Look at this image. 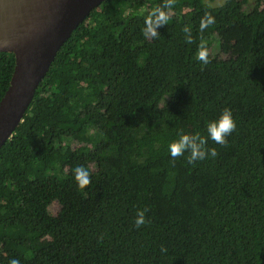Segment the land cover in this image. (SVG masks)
Wrapping results in <instances>:
<instances>
[{"label": "trees", "instance_id": "obj_1", "mask_svg": "<svg viewBox=\"0 0 264 264\" xmlns=\"http://www.w3.org/2000/svg\"><path fill=\"white\" fill-rule=\"evenodd\" d=\"M162 3L103 0L57 51L0 147V264H264V0H176L146 38ZM13 65L0 52V99ZM225 109L221 146L207 125ZM181 132L218 155L173 160Z\"/></svg>", "mask_w": 264, "mask_h": 264}, {"label": "water", "instance_id": "obj_2", "mask_svg": "<svg viewBox=\"0 0 264 264\" xmlns=\"http://www.w3.org/2000/svg\"><path fill=\"white\" fill-rule=\"evenodd\" d=\"M103 0H0V52L14 65L0 99V147L22 121L61 45Z\"/></svg>", "mask_w": 264, "mask_h": 264}, {"label": "clouds", "instance_id": "obj_3", "mask_svg": "<svg viewBox=\"0 0 264 264\" xmlns=\"http://www.w3.org/2000/svg\"><path fill=\"white\" fill-rule=\"evenodd\" d=\"M176 0H163L161 7L154 10L150 16L145 20V27L142 32L146 38H155L159 35L158 29L168 24L170 16L168 11L175 5ZM214 23V18L207 15L201 19L200 31L203 32L207 27ZM186 34V42L193 43L194 40L191 35V29L187 26L183 29ZM209 50L203 43L199 47L197 53V59L202 62L203 65L210 63ZM237 123L230 109H225L217 120L211 121L207 125V134L216 144L226 146L228 144V137L236 130ZM169 151L173 160L184 156L187 152L188 163L193 164L196 161H204L209 156L215 158L218 152L215 148H207V138L202 137L199 133L196 134H184L181 132L178 140L172 142L169 145ZM75 179L78 186L83 189L85 186L91 183V172L84 166H77L74 169ZM147 209L137 211V219L135 221L136 227L140 228L148 221L146 220ZM102 239V237H101ZM162 252H166V248H161ZM9 264H20L18 259H12Z\"/></svg>", "mask_w": 264, "mask_h": 264}, {"label": "rangeland", "instance_id": "obj_4", "mask_svg": "<svg viewBox=\"0 0 264 264\" xmlns=\"http://www.w3.org/2000/svg\"><path fill=\"white\" fill-rule=\"evenodd\" d=\"M204 1L207 2L208 4L212 5V6H218V5H220V4H222L224 2V0H204ZM212 38L213 39L214 38L218 39L216 34L213 35V37H211L210 40Z\"/></svg>", "mask_w": 264, "mask_h": 264}]
</instances>
